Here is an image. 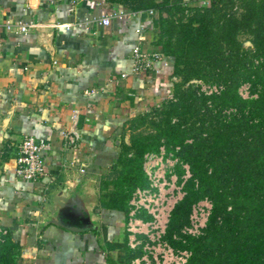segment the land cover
<instances>
[{
  "label": "crops",
  "instance_id": "1",
  "mask_svg": "<svg viewBox=\"0 0 264 264\" xmlns=\"http://www.w3.org/2000/svg\"><path fill=\"white\" fill-rule=\"evenodd\" d=\"M128 11L136 10L121 0H0V228L20 246L16 264H128L132 257L124 213L102 206L100 184L119 168L128 123L171 99L177 79L156 44L157 13L117 15ZM105 15L108 26L99 21ZM18 21L33 26L25 34L6 30ZM137 45L162 53L168 65L132 74ZM75 111L79 140L72 146L64 134ZM25 135L51 145L47 175L36 181L14 174ZM68 185L89 194L99 230L80 228L71 209L77 229L44 225Z\"/></svg>",
  "mask_w": 264,
  "mask_h": 264
},
{
  "label": "trees",
  "instance_id": "2",
  "mask_svg": "<svg viewBox=\"0 0 264 264\" xmlns=\"http://www.w3.org/2000/svg\"><path fill=\"white\" fill-rule=\"evenodd\" d=\"M121 1L157 13L156 44L172 59L177 82L158 120H150L155 134L134 133L148 114L131 121L140 123L130 126L128 144L122 139L117 156L122 170L109 183L112 190L102 194V206L125 216L133 190L145 185L144 154L164 140L179 146L177 155L192 174L166 239L179 245L173 235L188 223L192 205L208 197L212 212L204 234L186 242L192 252L187 264H264V0H208L192 8L183 0ZM241 33L251 36L252 48H244ZM194 81L223 89L205 95ZM244 83L256 97L240 96ZM19 247L8 233L2 235L0 264H16Z\"/></svg>",
  "mask_w": 264,
  "mask_h": 264
},
{
  "label": "built area",
  "instance_id": "3",
  "mask_svg": "<svg viewBox=\"0 0 264 264\" xmlns=\"http://www.w3.org/2000/svg\"><path fill=\"white\" fill-rule=\"evenodd\" d=\"M69 2L74 6L76 0ZM183 3L191 8L204 7L208 5V0H183ZM233 11L239 13L240 9L235 6ZM145 13L153 15L154 10L128 11L117 15L141 17ZM110 18L109 15H105L99 21L108 26ZM32 26V23L18 21L6 24L5 28L8 31L25 34ZM131 59L132 74L153 70L156 63L168 65V58L165 55L160 52H148L141 45L132 49ZM121 77L124 79L127 74L124 73ZM196 83L199 91L205 95L218 94L223 89L221 85H204L200 81ZM238 93L244 99L256 97L251 94L249 83L242 84ZM71 119V129L65 132L64 139L69 145L74 146L79 140L76 134L78 122L76 111L73 112ZM50 150L51 145L46 140L25 135L17 144L15 176L25 181H36L45 177L47 175L45 154ZM178 151L179 146L169 147L162 140L158 150L146 152L143 156L142 172L145 185L133 190L124 218L126 247L132 254L128 264H187L192 256L191 250L185 246L188 238H198L205 232L213 208V203L208 197L192 205L188 223L178 234L173 235L172 240L179 245L175 246L166 239L172 213L183 200L186 182L192 177L189 165L179 158ZM6 233V230L0 228V241L2 235Z\"/></svg>",
  "mask_w": 264,
  "mask_h": 264
},
{
  "label": "water",
  "instance_id": "4",
  "mask_svg": "<svg viewBox=\"0 0 264 264\" xmlns=\"http://www.w3.org/2000/svg\"><path fill=\"white\" fill-rule=\"evenodd\" d=\"M64 195L63 200L57 204L55 210L45 219L44 225L48 223H53L58 226H65L71 229H77L76 226H71L74 221L73 217L67 216L69 214L68 211L74 210V213H77L75 216L79 218L80 228H95L99 230V220L97 218V214L99 213L98 209L93 210L89 206V194H87L84 190H79L76 186H67L66 189L61 192L60 195ZM79 211V212H78ZM74 217V218H75ZM66 218V220H63ZM78 227V229H80Z\"/></svg>",
  "mask_w": 264,
  "mask_h": 264
},
{
  "label": "rangeland",
  "instance_id": "5",
  "mask_svg": "<svg viewBox=\"0 0 264 264\" xmlns=\"http://www.w3.org/2000/svg\"><path fill=\"white\" fill-rule=\"evenodd\" d=\"M238 39L244 44V48H252L251 44H250L251 36L249 34L241 33V34H239ZM196 82H198V81H195L193 83H195L197 85ZM201 82L204 85H210V84H207V83H205L203 81H201ZM211 85H213V84H211ZM161 108L162 107L158 108V110L150 112V114H148L149 119L147 118V121L144 124L139 125L137 127V129L134 131V133H136V134H138V133L139 134H155L156 130L154 129L153 125L150 123V120H152V121L158 120L157 116H160ZM138 123H140V122H134V121L131 122L130 121L128 123V128H130V126L132 127V124L136 126V125H138ZM132 129H130V131H129L130 132L129 136L132 135V133H133ZM129 140H130V137H129L128 141ZM121 170H122L121 167H119L118 169H115L114 170L115 172L110 174L105 181H101V184H100V189L101 190H100V192H98L100 197H102V194H105L106 192H110L112 190V184H109V183L112 180H114L117 176H119V173H120ZM144 180H145V178H144ZM122 226H124V223H123Z\"/></svg>",
  "mask_w": 264,
  "mask_h": 264
},
{
  "label": "flooded vegetation",
  "instance_id": "6",
  "mask_svg": "<svg viewBox=\"0 0 264 264\" xmlns=\"http://www.w3.org/2000/svg\"><path fill=\"white\" fill-rule=\"evenodd\" d=\"M75 219H77V218L75 217Z\"/></svg>",
  "mask_w": 264,
  "mask_h": 264
}]
</instances>
